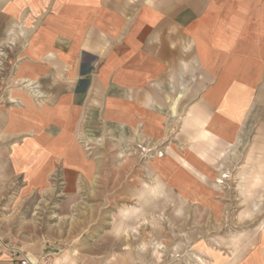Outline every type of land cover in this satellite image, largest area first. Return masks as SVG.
I'll return each mask as SVG.
<instances>
[{
	"label": "crops",
	"instance_id": "obj_1",
	"mask_svg": "<svg viewBox=\"0 0 264 264\" xmlns=\"http://www.w3.org/2000/svg\"><path fill=\"white\" fill-rule=\"evenodd\" d=\"M1 13L25 33L8 135L23 144L37 115L44 134L127 132L162 153L161 191L206 209L234 194L264 261V0H8ZM23 255L0 247V264Z\"/></svg>",
	"mask_w": 264,
	"mask_h": 264
},
{
	"label": "rangeland",
	"instance_id": "obj_2",
	"mask_svg": "<svg viewBox=\"0 0 264 264\" xmlns=\"http://www.w3.org/2000/svg\"><path fill=\"white\" fill-rule=\"evenodd\" d=\"M7 2L0 0V247L50 255L54 264H264L251 249L258 226L240 223L234 194L206 209L161 191L151 162L162 153L127 132L89 123L73 137L60 127L44 134L39 115L23 144L26 134L5 132L16 122L10 108L5 126L25 42L21 25L1 13Z\"/></svg>",
	"mask_w": 264,
	"mask_h": 264
},
{
	"label": "built area",
	"instance_id": "obj_3",
	"mask_svg": "<svg viewBox=\"0 0 264 264\" xmlns=\"http://www.w3.org/2000/svg\"><path fill=\"white\" fill-rule=\"evenodd\" d=\"M20 254V252H18ZM19 264H54L50 255H44L38 259H31L27 255H23L19 258Z\"/></svg>",
	"mask_w": 264,
	"mask_h": 264
},
{
	"label": "bare ground",
	"instance_id": "obj_4",
	"mask_svg": "<svg viewBox=\"0 0 264 264\" xmlns=\"http://www.w3.org/2000/svg\"><path fill=\"white\" fill-rule=\"evenodd\" d=\"M63 264V263H62Z\"/></svg>",
	"mask_w": 264,
	"mask_h": 264
}]
</instances>
